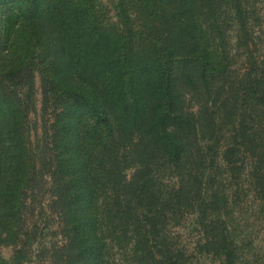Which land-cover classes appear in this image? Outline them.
<instances>
[{
    "label": "trees",
    "instance_id": "trees-1",
    "mask_svg": "<svg viewBox=\"0 0 264 264\" xmlns=\"http://www.w3.org/2000/svg\"><path fill=\"white\" fill-rule=\"evenodd\" d=\"M18 1L0 25V84L21 76L31 31L67 103L68 154L39 142L36 156L73 258L103 264L114 244L115 264H185L172 226L197 212L206 249L244 264L231 205L255 192L264 219V0H132L114 26L87 7ZM15 110L0 96V205L25 192Z\"/></svg>",
    "mask_w": 264,
    "mask_h": 264
},
{
    "label": "rangeland",
    "instance_id": "rangeland-1",
    "mask_svg": "<svg viewBox=\"0 0 264 264\" xmlns=\"http://www.w3.org/2000/svg\"><path fill=\"white\" fill-rule=\"evenodd\" d=\"M27 1V0H25ZM67 7L69 14L87 7L86 15L114 26L122 17L120 5L124 2L131 6L132 0H55ZM18 0H0V25L7 11L16 8ZM77 11V12H76ZM132 16L138 15L130 7ZM79 14H83L80 10ZM140 14V13H139ZM19 22V19L17 20ZM141 22V18L138 19ZM28 33V34H27ZM3 32L0 26V41ZM29 35V36H28ZM31 31L20 34L21 46L25 56L21 76L6 79L0 84V96L11 98L16 106L14 118L21 124L20 135L24 141V162L18 163L20 175L27 177L25 192H12V200L6 199L0 205V260H10L23 264H83L90 257L85 252L81 259L75 260V250L68 246L64 233L63 214L56 203V192H49V172L42 179L41 163L36 156L37 144L48 145L49 154H68L69 133L64 129L65 119L61 110L67 103L61 91L54 89L53 65L51 56L40 55L42 47L36 46L37 36L33 39ZM10 41L3 40L0 45V65L8 60L1 52ZM241 58L238 57L239 63ZM1 77V76H0ZM16 163V167L18 166ZM4 168V167H3ZM10 171V169H9ZM133 169L127 172L130 174ZM13 172V171H11ZM8 170L4 168V190L8 189ZM45 180V181H43ZM241 201L231 205L234 235L242 239L241 256L244 264H264V219L259 216L256 202H250L255 192H233ZM7 198L10 192H1ZM5 195V196H4ZM15 203L10 211L8 204ZM177 244L189 254L185 264H224L222 257L213 255L206 249L202 227L197 212L190 213L172 226ZM114 244L109 249L103 264H115L118 257ZM77 259V258H76ZM121 259V258H120Z\"/></svg>",
    "mask_w": 264,
    "mask_h": 264
},
{
    "label": "crops",
    "instance_id": "crops-1",
    "mask_svg": "<svg viewBox=\"0 0 264 264\" xmlns=\"http://www.w3.org/2000/svg\"><path fill=\"white\" fill-rule=\"evenodd\" d=\"M0 264H23V263L13 262L10 260H0Z\"/></svg>",
    "mask_w": 264,
    "mask_h": 264
}]
</instances>
